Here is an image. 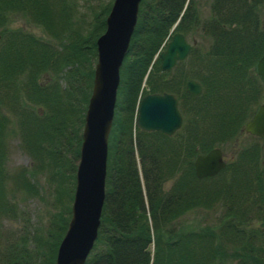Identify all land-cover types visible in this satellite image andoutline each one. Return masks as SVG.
Returning a JSON list of instances; mask_svg holds the SVG:
<instances>
[{"label": "trees", "instance_id": "16d2710c", "mask_svg": "<svg viewBox=\"0 0 264 264\" xmlns=\"http://www.w3.org/2000/svg\"><path fill=\"white\" fill-rule=\"evenodd\" d=\"M262 2L211 0L209 15L201 21L209 44L201 50L198 45L191 46L188 63L192 71L184 73L178 65L182 60L169 69L161 68L158 52L174 31L184 36L193 31L198 24L196 3L139 0L118 70L97 234L83 264H264V185L256 169L261 161L258 146L239 149L235 159L220 171L227 169L228 176L214 186L203 180L212 176H195L192 161L195 154L219 146L218 140L231 136L252 103H257L255 108L264 103L258 96L264 84L254 70L264 50V28L257 16ZM108 7L95 13L87 32L81 35L70 27L73 10L66 0H0V105L5 100L12 102L20 146L40 162L47 158L39 165L51 166L54 174L60 172L53 166L70 162L62 159L63 146L71 151L74 161L78 157L79 126L91 89L95 39L104 28ZM16 13L40 24L52 37L60 36V49L22 29L7 33L6 24ZM46 69L51 76L61 72L63 84L57 80L38 82L37 73ZM22 74L25 77L20 84ZM187 78L200 83L199 94L185 91ZM9 86L13 88L10 94L6 91ZM22 88L32 104L44 108L41 115L20 100ZM164 90L177 99L180 128L170 135L139 129L134 122L139 98ZM9 127L10 119L0 112V255L11 264H54L68 206L64 207L66 216L60 211L51 221L45 237L35 235L32 251L25 241L19 242L23 248L16 251L17 240L12 241L13 233L3 228L4 219L19 217L17 206L7 196L5 181L35 191L27 167L9 173L4 166ZM75 167L74 162L69 163L71 175ZM168 178H172L170 187L163 191L162 183ZM64 188L60 185L62 193ZM237 190L241 201H237ZM219 199L227 202L220 222L224 226L216 230L209 225L186 227L182 223L192 207L200 209ZM249 216L260 218V224L250 225Z\"/></svg>", "mask_w": 264, "mask_h": 264}, {"label": "water", "instance_id": "95a60500", "mask_svg": "<svg viewBox=\"0 0 264 264\" xmlns=\"http://www.w3.org/2000/svg\"><path fill=\"white\" fill-rule=\"evenodd\" d=\"M139 0H112L104 18V30L95 39L91 89L83 117L70 217L58 243L54 264H83L97 234L104 196L107 136L111 126L118 70L132 32ZM176 21L172 25H175ZM191 44L174 31L158 52L160 66L169 69L185 57ZM255 73L264 83V50L254 63ZM184 89L191 95L201 91L200 83L187 78ZM177 99L169 91H152L138 100L135 125L141 130L172 134L181 125ZM245 133L264 139V104L257 105L244 122ZM226 160L219 146L195 154L193 170L197 178L218 173Z\"/></svg>", "mask_w": 264, "mask_h": 264}, {"label": "rangeland", "instance_id": "374dc122", "mask_svg": "<svg viewBox=\"0 0 264 264\" xmlns=\"http://www.w3.org/2000/svg\"><path fill=\"white\" fill-rule=\"evenodd\" d=\"M66 2L73 10L71 11L72 12L71 21L69 20L70 27H72L73 29H77L78 34L83 35L87 32L88 27H90V25L92 24L95 13L99 12L107 4L110 7L112 0H66ZM193 3H196V7H197L198 24L195 25L196 27L193 28V31H189L188 34L185 35V38L191 44V46L193 45L195 47L196 45H198L199 47L197 46V49L200 50L206 49L207 45L209 44V37H207V35L203 33L201 29V21L207 19V16L209 15L211 0H193ZM107 12L103 15L104 18ZM257 16L258 19L260 20V24L262 28H264V0L258 6ZM99 17L101 18V16ZM99 17L97 19H99ZM6 28L8 29L7 33L13 29H22L23 31L32 33L35 36L42 38L43 41L52 44L57 51L60 49L58 43V40L61 38L60 36H57L56 38L52 37L50 33H47V31H45L43 27L40 26V24L31 22L25 16H22L19 13H16L15 15L12 16V19L7 22ZM103 30L100 31V33H102ZM1 41L2 39L0 37V44ZM188 52L184 58L180 59L182 60V63L180 62L178 64L180 69L183 70L184 73L188 71H192L189 70L191 66L188 63L189 62ZM95 59H96V53L93 64L95 62ZM60 74L61 72H57V74L51 76L50 70L46 69L44 71H39L37 73L36 80L38 82H41L42 84L51 83L52 80H57L58 84H63L62 78L59 77ZM24 77L25 74H22L18 80L22 81ZM23 81L22 83L20 82L19 83L23 84ZM17 83L18 82H16V84ZM12 86L14 87L13 84ZM23 88H27V85H24ZM23 88L21 89L22 90L21 92L18 90V92H20V97H22V99L20 100L22 101L24 100L26 107H31L34 111L37 110L41 115L44 111V108L43 107L40 108V106L39 105L37 106V104H32L31 101L26 98ZM1 90L2 89H0V91ZM6 91L8 92V94H10V92L13 91V88L9 86L6 89ZM259 93H258V96H260L259 99L264 101V87H262V89H259ZM10 103L12 104L11 101ZM10 103L9 101L5 100L0 105L1 114H4L6 117H8V119H10L9 131L5 135L6 158H5L4 166L6 167L9 173H14L16 172L17 169L21 167H27V171H31L30 177L32 178L31 181L30 179L29 181L34 186L35 191L28 192L23 188H16V185L12 180L5 181L7 196H10L9 199L15 203L14 204L15 206H17L16 214H18L19 217H16V219H12V218L4 219L2 224H3V228L13 233L11 240L12 241L17 240L18 243H16L14 247L16 251H18V249L23 248V246L20 245L19 242H24V241H25L24 245H26L28 249L31 248L30 251H32L33 250L32 247L35 245V240H34L35 235H41L42 238L45 237L46 229L51 224V221L57 218L56 215L59 214L60 211L63 212L62 215H65L66 212L64 211V207L66 208V206H68L69 213L65 221V229H66V225L70 217V207H71V201H72V195L74 189V178H73L74 174L71 175L70 170L68 169V165L69 163L74 162L76 166L78 157L74 161L71 151L67 150V148L63 146L61 152L64 155L62 159L63 158L69 159L70 162L67 160V161H63L62 164H60L59 162L58 163V165L60 164L59 166L58 165L53 166L54 170H58L60 172L59 174L58 173L54 174L51 166L46 165L44 167H40L39 164H42L41 163L42 161L45 162L47 158H44L40 162L37 160L36 155L31 154L25 148H22V146H20L21 144L19 141L20 132L19 133L17 132V129L19 127L16 119L17 116L15 115L14 108H12L13 105H11ZM256 104L252 103L250 105L252 110H254ZM251 108L247 110V113H249L247 115L248 117L245 115L243 119L238 120V123L235 124L234 133H232L231 136L218 140V145L227 163L235 159L238 150L241 149L242 147H247L250 146L251 144H256L259 148V153L261 157V161L259 162L260 168H258L257 166L256 169L257 170L259 169L258 172L259 174H261V183L262 185H264V140L254 135L247 134L242 129L244 122L253 113ZM84 113L85 110L83 111V117H84ZM82 126H83V122H81L79 126L80 140H81ZM134 154L136 155V152ZM219 172L214 175H211L212 177L208 179H203L205 180L204 182H206V184L208 182L209 186L210 185L214 186L216 184H219L222 180H224V178L228 176L227 169H225L220 173ZM171 181L172 178H168L162 183L163 191L168 190ZM60 185H63L65 187L63 191L64 193L60 191L61 190ZM237 191L239 192L237 196L238 198L237 201L239 200L241 201L242 196H240V191L239 190ZM70 192L71 195L69 194ZM226 203H227L226 200L219 199L209 203L210 204L209 206L201 207L200 209L199 208L195 209V207H192V209L188 210V213L186 214L185 217L181 219V221H183L182 223L186 227H192L199 224L200 226L209 225L210 227L215 228L217 230V228L224 226V224H220V222L224 220L223 215L227 208ZM241 205L243 206L244 204L241 203ZM234 220L236 221V218ZM260 222H261L260 218H254L253 216H249L248 223L250 225L253 226L259 225ZM22 228H24V230H22ZM20 234L24 235L25 239H22ZM60 239L58 240V243ZM58 243L56 245V249ZM41 251L43 250L41 249ZM55 253H54V259H55ZM19 255L20 254H17V256ZM9 261L10 260L8 258L0 255V264H11L9 263Z\"/></svg>", "mask_w": 264, "mask_h": 264}, {"label": "bare ground", "instance_id": "6f19581e", "mask_svg": "<svg viewBox=\"0 0 264 264\" xmlns=\"http://www.w3.org/2000/svg\"><path fill=\"white\" fill-rule=\"evenodd\" d=\"M124 60V59H123Z\"/></svg>", "mask_w": 264, "mask_h": 264}, {"label": "flooded vegetation", "instance_id": "af4514ba", "mask_svg": "<svg viewBox=\"0 0 264 264\" xmlns=\"http://www.w3.org/2000/svg\"><path fill=\"white\" fill-rule=\"evenodd\" d=\"M263 25V24H262Z\"/></svg>", "mask_w": 264, "mask_h": 264}]
</instances>
